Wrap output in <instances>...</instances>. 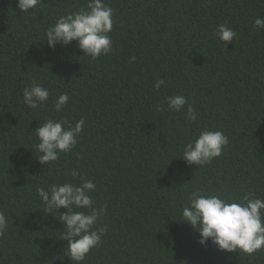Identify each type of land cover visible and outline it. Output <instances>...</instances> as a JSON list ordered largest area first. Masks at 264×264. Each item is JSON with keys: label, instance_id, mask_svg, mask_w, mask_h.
Instances as JSON below:
<instances>
[{"label": "trees", "instance_id": "1", "mask_svg": "<svg viewBox=\"0 0 264 264\" xmlns=\"http://www.w3.org/2000/svg\"><path fill=\"white\" fill-rule=\"evenodd\" d=\"M87 3L40 0L23 13L17 0H0V211L8 220L0 264H76L60 239L67 209L45 213L36 189L83 180L96 186L93 207L106 206L95 227L108 231L81 264H264V250L201 245L180 220L193 191L264 198V30L254 27L264 0H105L114 23L108 55L92 59L77 41L49 47L47 28ZM221 24L237 33L227 47ZM159 79L166 83L156 89ZM34 81L50 96L30 109L23 90ZM175 95L196 110L195 122L187 105L168 109ZM49 118L85 125L75 148L48 166L33 133ZM203 129L229 143L209 164H189L180 156Z\"/></svg>", "mask_w": 264, "mask_h": 264}, {"label": "clouds", "instance_id": "2", "mask_svg": "<svg viewBox=\"0 0 264 264\" xmlns=\"http://www.w3.org/2000/svg\"><path fill=\"white\" fill-rule=\"evenodd\" d=\"M23 13L34 11L40 0H17ZM113 8L105 0H88L86 7L67 15L60 16L47 28L45 36L49 47L57 44L69 45L78 42L84 55L97 59L108 55L113 50V42L109 33L113 30ZM257 30H264V17H257L254 22ZM218 39L227 45L237 38V33L225 24L216 28ZM136 58L132 57L131 61ZM130 61V62H131ZM159 79L154 87L160 89L165 85ZM50 96L48 88L33 82L23 90V103L30 109L45 105ZM70 97L68 93L60 94L55 101V111L62 112ZM168 109L181 112L187 105L186 116L195 122L198 114L183 95L169 96ZM159 110V106H157ZM85 120L81 118L74 124L67 119L49 118L34 131L38 143L34 145L41 164L57 161L61 153H69L77 145L78 137L84 130ZM229 140L221 131L203 129L195 140L185 145L182 157L189 164L205 166L222 155ZM72 177L80 175L78 169L70 171ZM91 180H83L79 185L71 182L53 184L36 189L45 213H54L55 209L65 208L59 220L64 224L60 239L67 241V256L76 264H81L92 249L101 242L107 226L95 227L106 212V206L93 207L90 195L95 190ZM79 209V210H77ZM89 210V211H84ZM183 221H188L200 234L199 243L206 245L209 240L220 251L244 252L253 255L264 250V198L249 193L240 198L224 197L204 191H193L189 202L181 209ZM8 227L4 212L0 211V235Z\"/></svg>", "mask_w": 264, "mask_h": 264}]
</instances>
